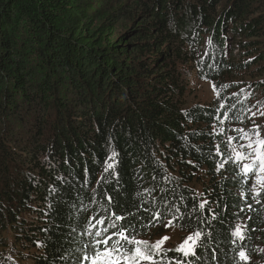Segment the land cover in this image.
I'll use <instances>...</instances> for the list:
<instances>
[{"label":"trees","instance_id":"obj_1","mask_svg":"<svg viewBox=\"0 0 264 264\" xmlns=\"http://www.w3.org/2000/svg\"><path fill=\"white\" fill-rule=\"evenodd\" d=\"M221 3L0 0V264H76L170 220L202 236L160 264H264V191L222 137L253 109L257 88L226 86L264 64V0ZM191 73L214 102L187 106Z\"/></svg>","mask_w":264,"mask_h":264},{"label":"snow or ice","instance_id":"obj_2","mask_svg":"<svg viewBox=\"0 0 264 264\" xmlns=\"http://www.w3.org/2000/svg\"><path fill=\"white\" fill-rule=\"evenodd\" d=\"M261 115H264V113H261ZM251 131L252 135H249V133L246 132L243 133L241 139L246 142L240 144L238 148L233 149L235 156L234 158L229 157V160L238 167L242 165L244 176H256L255 184L260 186L259 190L255 191V196L258 197L260 191H264V138H261L260 136L259 126H256ZM253 136L255 138H253ZM231 139L235 140L236 138L233 137ZM217 154H219V149H217ZM116 155V152L113 151L111 156L108 157V160L112 162L107 163L104 168L105 173H108L110 169L115 171L114 164ZM244 161L247 162L244 163ZM227 162L228 161H225L224 163ZM224 163H221L217 170L223 168ZM109 202H111V197H109ZM205 203L206 201L202 202L199 207L203 209ZM257 203H259V200H257ZM249 207L251 208V206ZM116 218L125 219L120 216H117ZM155 219L162 221L163 217L159 213H156ZM174 219H182V217H174ZM97 223L102 225L104 224V220L99 219L97 220ZM112 226L115 227L114 224ZM165 226L171 227L173 226V222L170 220ZM92 227H95V225H92ZM103 231L107 232V228L103 229ZM100 235L101 232L97 231L96 236ZM113 235H115L117 239L113 240L110 235L106 239L96 240L95 244L91 246L94 249L91 254L86 250L89 247L88 245H85L83 249H77L81 255L76 258V264H121V262H123V264H141V262L145 261L148 262V264H160L159 260L154 257L159 256L162 251L165 253L171 251V249L165 250L162 248L165 241L169 239L167 236L153 244L130 235L127 229L113 233ZM234 235L241 240L245 238L244 232L241 230L240 226H237ZM201 236L202 234L200 232H197L194 235H189L176 247L175 251L182 253L185 257L195 255V249L198 246V241L201 239ZM109 241H111V243H109ZM101 244L103 245V248L100 247ZM125 244L130 245L131 247L126 248ZM239 255L241 259H247L244 251H240ZM177 264H179V262H177Z\"/></svg>","mask_w":264,"mask_h":264},{"label":"rangeland","instance_id":"obj_3","mask_svg":"<svg viewBox=\"0 0 264 264\" xmlns=\"http://www.w3.org/2000/svg\"><path fill=\"white\" fill-rule=\"evenodd\" d=\"M225 3L228 0H222ZM221 3V4H223ZM231 38V37H230ZM230 47V42L229 45ZM246 54L244 53H237L235 54V61L243 63V59ZM250 65H254V62ZM232 85L237 86V88H257L255 89V94L247 95L245 101L253 106V109L249 112V117L246 122L242 125L232 124L230 125L229 129H227L224 134L223 138H225V142L231 146V153L232 157L234 158L235 153L233 152L234 148H238L240 144L245 143V140L241 139L243 133H249L252 135V131L256 126H259L260 129V136L264 138V64L257 65L247 71H238L232 72L231 77L228 81L226 88H230ZM188 97H187V106H191L194 104H210L214 102L217 95L214 91L215 84L213 82H207L202 79H198L195 74L191 73L188 76ZM235 88V87H234ZM254 90V89H253ZM242 91V89L240 90ZM255 114V115H253ZM229 130L231 131V135L228 134ZM241 130V131H238ZM237 135V140H232V136ZM253 138H255L253 136ZM247 161H244L246 163ZM256 177L251 179L253 188L256 189L260 187L259 185L255 184ZM169 237L168 240L162 245L163 249H176V247L183 242L189 235L179 233L176 228L174 227H162L157 228L155 231L150 232L148 235L137 238L140 240L148 241L150 243H155L156 241L160 240L163 237ZM237 237V236H236ZM238 238V237H237ZM123 263V262H122Z\"/></svg>","mask_w":264,"mask_h":264}]
</instances>
